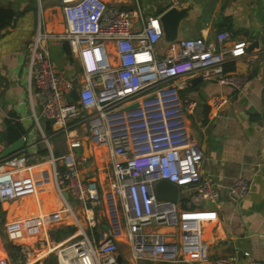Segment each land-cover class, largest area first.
Wrapping results in <instances>:
<instances>
[{"label": "built area", "instance_id": "built-area-1", "mask_svg": "<svg viewBox=\"0 0 264 264\" xmlns=\"http://www.w3.org/2000/svg\"><path fill=\"white\" fill-rule=\"evenodd\" d=\"M59 1L64 31L55 38L68 42L80 70L68 76L56 67L47 49L50 36L38 30L28 51L27 100L32 108L35 101L39 107V114L33 111L38 131L42 134L40 119L49 120L56 126L54 134L66 141L58 156L50 152L54 187L62 202L59 212L70 213L67 199L72 197L83 207L106 202L113 218L102 237H89L80 228L53 246L50 251L58 264H118L120 235L134 263L236 264L234 256L212 255L202 237V226L217 218L210 204L218 193L215 184L201 175L202 150L186 127L197 104L182 100L179 91L189 77L240 90L246 77L225 71L224 64L244 56L246 42L221 31L214 41L202 36L182 38L158 54L163 34L158 14L144 20L140 10L108 5L104 0ZM168 2L182 6L180 0ZM73 90L76 102L68 96ZM133 103L137 107L124 109ZM227 103V96L215 95L208 105L218 110ZM42 138L46 142L43 134ZM84 141L105 147L109 181L104 194L99 193L96 179L81 173ZM0 162L7 167L0 170L2 203L24 193L17 171L26 167V160L11 155ZM160 181L184 189L185 207L179 194L176 202L157 198L154 187ZM248 190L249 180L244 177L234 179L230 187L236 199ZM59 212L9 224L8 239L15 242L26 229L34 231L44 220H59ZM164 227L178 229L175 241L171 240L174 233L159 231ZM18 257L28 261L32 252L22 249ZM0 264L5 260L0 259ZM247 264L264 263L251 260Z\"/></svg>", "mask_w": 264, "mask_h": 264}, {"label": "crops", "instance_id": "crops-1", "mask_svg": "<svg viewBox=\"0 0 264 264\" xmlns=\"http://www.w3.org/2000/svg\"><path fill=\"white\" fill-rule=\"evenodd\" d=\"M104 1L122 8L137 6L144 20L154 15L158 7H168V0ZM180 1L182 5L193 4L190 17L184 20L190 26L184 28L187 37L180 27L183 38L202 36L214 41L216 34L224 31L231 39L246 42L245 55L231 60L234 68L227 71L246 77L240 90L202 81L193 84L191 79L195 77H189L186 78L188 84L179 91L182 100L190 99L197 104L186 127L202 150L201 175L215 184L218 193L216 202L210 204L217 218L202 226V237L212 255L218 251L219 255L234 256L236 264H247L251 260L264 263V0ZM0 6L14 13L12 23L0 30V136L5 130V120L12 115L25 130L20 138L26 137L22 148L12 154L25 157L26 167L19 168L17 177L24 181L26 189L16 199L0 202V259L5 260V264H47L52 254L50 249L77 234L80 228L89 237H102L113 212L106 202L83 207L72 197L67 199L70 213L59 212L62 202L54 187L50 152L54 157L58 155L50 140H57L60 135L54 134L56 126L53 123L46 127L47 120L40 119L44 141L33 118V111L39 114V107L34 100L32 108L27 100L28 51L38 30L50 36L47 49L55 66L68 76L79 71V61L72 56L69 58L62 48L63 41L55 38L64 31L60 1L0 0ZM215 95L228 97V103L218 110L208 105ZM8 145L0 139V153ZM87 150V156H83L81 148V173L96 179L99 193L104 194L109 181L105 147L87 144ZM83 162H86L84 167ZM55 164L60 167L58 161ZM5 167L0 166V170ZM237 177L249 180V190L240 199L230 192ZM186 200L180 198L182 207ZM56 212L60 213L59 220H44L34 231L26 229L24 236L15 242L8 239L9 224ZM159 231L174 233L172 241L179 234L178 229L172 227ZM117 244V256L121 258L118 264H184L134 263L129 260V247L122 235ZM42 248L48 249L44 253ZM22 249L31 251L32 259H20ZM49 262L58 264L56 259Z\"/></svg>", "mask_w": 264, "mask_h": 264}, {"label": "water", "instance_id": "water-1", "mask_svg": "<svg viewBox=\"0 0 264 264\" xmlns=\"http://www.w3.org/2000/svg\"><path fill=\"white\" fill-rule=\"evenodd\" d=\"M167 6L168 7L165 9L163 7H158L155 10V14L159 15V21L161 23L162 33H163L157 45L158 54H163L169 45L183 38L180 31L181 23L190 17V12L191 10H193L192 3L178 7V6H169V2H167ZM62 48L64 52L69 56V58H71L69 44L66 40L62 42ZM199 81H201L199 77H195L191 79V82L193 84ZM68 96L69 99H71V101L73 102H76L78 99L77 93L74 90L71 91ZM137 105H138L137 103H133L124 109L125 110L133 109L137 107ZM49 123H50L49 120L45 122L46 127H48ZM23 145H24V140L22 138H18L17 140H15L14 142L9 144L7 147H5L2 150V152L0 153V159H3L17 152L22 148ZM81 146H82V155L87 156V152H88L87 143L84 141L82 142ZM154 191L158 199L168 200L172 202L177 201L179 194L178 188L174 184L169 183L167 181L158 182L154 187ZM63 195L67 199L68 196L65 192L63 193ZM219 253L220 252L216 251L213 253V255L219 256ZM49 257L53 261L56 259V255L54 253L50 254ZM120 261L121 258L117 256V262L119 263Z\"/></svg>", "mask_w": 264, "mask_h": 264}, {"label": "trees", "instance_id": "trees-1", "mask_svg": "<svg viewBox=\"0 0 264 264\" xmlns=\"http://www.w3.org/2000/svg\"><path fill=\"white\" fill-rule=\"evenodd\" d=\"M14 13L10 9H6L4 7L0 6V30L4 29L5 27L9 26L13 21ZM234 68L233 62H227L225 63L224 70L229 71ZM25 130L20 124L19 121H17L14 116H10L9 119L5 120V130L0 136L1 140L6 141V143L10 144L20 138L22 135H24ZM50 259H48L47 264H52L49 262Z\"/></svg>", "mask_w": 264, "mask_h": 264}, {"label": "rangeland", "instance_id": "rangeland-1", "mask_svg": "<svg viewBox=\"0 0 264 264\" xmlns=\"http://www.w3.org/2000/svg\"><path fill=\"white\" fill-rule=\"evenodd\" d=\"M164 8V7H163ZM129 9H134V10H138V8H137V6H133L132 8H129ZM185 27H190L189 26V24L186 22L185 23V21H183L182 22V24H181V29H182V32H183V35H185L186 37H187V34H186V32L184 31V28ZM77 67H79V65H78V63H77V65H76ZM79 70H80V68H78ZM79 72V71H78ZM181 98H182V96H181ZM51 141V143L53 144V151H55V154H56V152H57V154L56 155H58V154H60L62 151H63V147H64V144H65V138H63V137H58L57 138V140L56 139H51L50 140ZM79 151V149H77L76 150V152H78ZM100 154L99 155H101L102 154V152H99ZM85 164H86V162H83L82 163V166L84 167L85 166ZM179 191V197L180 198H182L183 196H184V194H185V192H184V189H179L178 190ZM70 201H71V204L73 205V202H72V199H69ZM68 200V201H69ZM69 243H66V244H64L63 246H62V248H64V247H67V245H68ZM48 248H42V250H43V252L45 253L46 252V250H47ZM53 253V252H52Z\"/></svg>", "mask_w": 264, "mask_h": 264}, {"label": "bare ground", "instance_id": "bare-ground-1", "mask_svg": "<svg viewBox=\"0 0 264 264\" xmlns=\"http://www.w3.org/2000/svg\"><path fill=\"white\" fill-rule=\"evenodd\" d=\"M64 263V262H63ZM64 264H67V263H64Z\"/></svg>", "mask_w": 264, "mask_h": 264}]
</instances>
